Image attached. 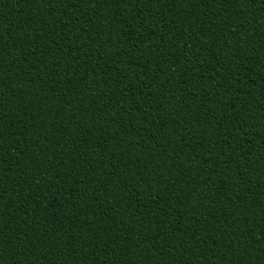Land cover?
Here are the masks:
<instances>
[{
  "label": "trees",
  "instance_id": "trees-1",
  "mask_svg": "<svg viewBox=\"0 0 264 264\" xmlns=\"http://www.w3.org/2000/svg\"><path fill=\"white\" fill-rule=\"evenodd\" d=\"M0 264H264V0H0Z\"/></svg>",
  "mask_w": 264,
  "mask_h": 264
}]
</instances>
